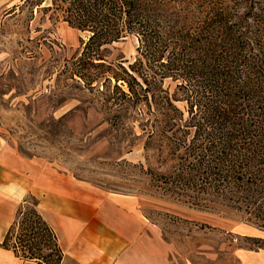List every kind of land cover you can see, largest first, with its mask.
Here are the masks:
<instances>
[{
  "label": "trees",
  "instance_id": "trees-1",
  "mask_svg": "<svg viewBox=\"0 0 264 264\" xmlns=\"http://www.w3.org/2000/svg\"><path fill=\"white\" fill-rule=\"evenodd\" d=\"M48 1L86 33L69 60L71 76L86 87L110 86L111 104L154 117L171 112L169 129L183 128L176 176L234 201L264 229V1L240 13L223 0ZM126 34L137 40L133 60L107 62L103 46ZM165 79L177 81L185 116L162 88ZM252 241L264 250V238ZM0 246L35 264L62 258L35 203L16 211Z\"/></svg>",
  "mask_w": 264,
  "mask_h": 264
},
{
  "label": "rangeland",
  "instance_id": "rangeland-1",
  "mask_svg": "<svg viewBox=\"0 0 264 264\" xmlns=\"http://www.w3.org/2000/svg\"><path fill=\"white\" fill-rule=\"evenodd\" d=\"M37 1L0 0V148L101 190L134 195L180 261L238 264L233 251L256 249L260 242L252 238H264V229L234 201L176 176L183 128L169 129L171 112L154 117L111 104L110 86L86 87L71 76L69 60L86 33L47 9L48 0ZM261 1L223 3L240 13ZM136 45L135 35L126 34L105 44L102 54L107 62H131ZM162 88L185 116L177 81L165 79ZM34 203L26 195L17 210Z\"/></svg>",
  "mask_w": 264,
  "mask_h": 264
},
{
  "label": "crops",
  "instance_id": "crops-1",
  "mask_svg": "<svg viewBox=\"0 0 264 264\" xmlns=\"http://www.w3.org/2000/svg\"><path fill=\"white\" fill-rule=\"evenodd\" d=\"M34 198L62 252L59 264H190L146 219L132 194L107 192L0 148V242L18 203ZM238 264H264L261 248L233 251ZM0 264H35L0 246Z\"/></svg>",
  "mask_w": 264,
  "mask_h": 264
}]
</instances>
